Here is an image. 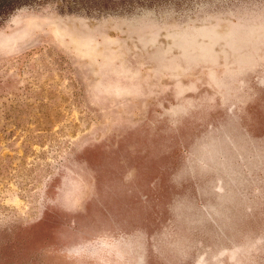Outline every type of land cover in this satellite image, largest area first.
I'll return each mask as SVG.
<instances>
[{"label":"rangeland","instance_id":"rangeland-1","mask_svg":"<svg viewBox=\"0 0 264 264\" xmlns=\"http://www.w3.org/2000/svg\"><path fill=\"white\" fill-rule=\"evenodd\" d=\"M0 264H264V0H0Z\"/></svg>","mask_w":264,"mask_h":264}]
</instances>
